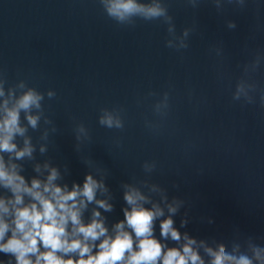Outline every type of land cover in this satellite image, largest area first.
Returning <instances> with one entry per match:
<instances>
[{"label":"water","instance_id":"water-1","mask_svg":"<svg viewBox=\"0 0 264 264\" xmlns=\"http://www.w3.org/2000/svg\"><path fill=\"white\" fill-rule=\"evenodd\" d=\"M260 2L257 17L251 8L229 7L220 15L207 0L196 10L184 0H166L178 34L196 26L188 49L177 52L165 46L166 25L140 20L134 27L117 25L98 0H0V72L9 84L25 80L56 93L45 97L44 107L58 131L44 156L37 151V160L50 159L62 170L66 165L61 183L69 186L90 170L82 156L105 169L114 211L102 215L110 228L123 218L120 184L144 179L143 163L155 160L151 181L170 198L185 200L173 217L182 233L231 247L238 230L264 244V108L258 92L253 105L232 100L243 64L264 51ZM225 19L235 20L237 28L227 29ZM221 43L223 61L209 52ZM252 79L264 87V65ZM150 91L158 95L148 96ZM165 91L171 111L162 133L153 135L144 121L157 119L152 105ZM114 106L125 109L122 131L98 123L100 109ZM79 122L91 135L81 153L74 147ZM29 132L36 143L40 133ZM23 163L26 178L35 176L31 162ZM185 211L189 223L180 228ZM155 234L159 237V221ZM7 259L0 253V260Z\"/></svg>","mask_w":264,"mask_h":264},{"label":"clouds","instance_id":"clouds-1","mask_svg":"<svg viewBox=\"0 0 264 264\" xmlns=\"http://www.w3.org/2000/svg\"><path fill=\"white\" fill-rule=\"evenodd\" d=\"M106 16L117 25L134 27L138 20L159 21L167 26L165 46L177 52L189 47V38L196 26L185 27L179 34L166 0H98ZM206 0H184L196 10ZM217 14L229 7L244 11L249 8L259 17L260 0H207ZM226 28L234 30L237 23L225 19ZM258 27V26H257ZM210 53L223 61V45L215 44ZM264 65V51L257 50L242 66V75L232 92L233 101L244 104L259 102L264 108V87L252 79ZM149 92L148 96H157ZM191 96V93H189ZM56 96L29 86L25 80L9 84L0 72V253L8 257L0 264H264V244L252 236L243 237L237 230L229 243L197 239L181 232L173 217L185 206V200L169 197L168 190L151 181L157 168L155 160L142 165L144 179L122 182L120 189L124 206L123 218L111 225L103 213L114 211L113 193L107 184L105 169L95 166L82 156L86 171L81 182L61 183L68 175L50 159L37 160L48 152L50 136L58 129L45 114V97ZM157 119H145L144 126L153 135H160L163 122L171 111L170 91L159 94L152 105ZM125 109L122 106L101 108L98 123L109 130L125 128ZM43 122V127L42 123ZM39 132L36 143L29 130ZM75 150L91 141L89 129L75 123ZM120 145V141H116ZM31 162L35 176L26 178L23 162ZM178 187V185H174ZM91 206V208H90ZM167 210V215L165 212ZM90 214L86 216V213ZM159 221V237L155 234ZM209 224L214 223L211 217ZM189 223L184 212L180 228ZM173 242V246L169 245Z\"/></svg>","mask_w":264,"mask_h":264}]
</instances>
